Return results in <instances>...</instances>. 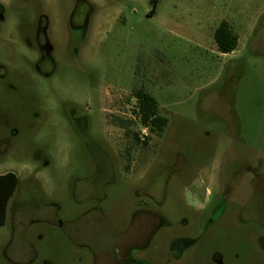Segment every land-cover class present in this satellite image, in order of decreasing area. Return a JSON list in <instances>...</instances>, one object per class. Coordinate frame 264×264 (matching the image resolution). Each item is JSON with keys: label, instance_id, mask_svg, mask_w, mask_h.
Instances as JSON below:
<instances>
[{"label": "rangeland", "instance_id": "obj_1", "mask_svg": "<svg viewBox=\"0 0 264 264\" xmlns=\"http://www.w3.org/2000/svg\"><path fill=\"white\" fill-rule=\"evenodd\" d=\"M92 1L0 0V175L19 178L0 264H114L120 249L119 264H264V0H228L244 41L206 89L196 0ZM139 86L161 133L136 114Z\"/></svg>", "mask_w": 264, "mask_h": 264}, {"label": "crops", "instance_id": "obj_2", "mask_svg": "<svg viewBox=\"0 0 264 264\" xmlns=\"http://www.w3.org/2000/svg\"><path fill=\"white\" fill-rule=\"evenodd\" d=\"M172 4V8L176 9L181 6L183 2L177 1ZM232 7L233 6H231L230 1L228 0H196L189 3V11L191 14L186 26L189 27L188 29L191 30L189 33H192L193 36V38L189 40L190 49L191 52H196L198 56L205 57L202 62H199V71H197L195 79H193L199 89H206L215 84L225 70L229 58L236 56L242 46L244 41L243 36L237 30L234 21L229 16V9H232ZM156 9L157 6L154 9L152 16L156 14ZM175 15L176 13L172 12V17L168 18V23H170L168 32L172 35L179 36V33L176 30L177 26H175ZM259 15L260 12L254 16V19H257ZM223 22L228 23L232 32L238 39L237 47L232 53H222L215 40L216 31ZM251 25L248 34H244L247 35L244 36L246 38L245 40L250 38V35L254 33L255 21ZM191 70L195 71L193 68L190 69V71ZM173 72L175 71L173 70ZM154 73L155 77H152V80L150 81L152 85H149L153 88L157 87L160 80L167 78L166 76L171 73V70L162 67L155 69ZM139 87L140 88L137 91L144 90L151 95L145 87ZM151 96L155 98L153 95ZM155 100L158 103L159 109V102L156 98Z\"/></svg>", "mask_w": 264, "mask_h": 264}, {"label": "trees", "instance_id": "obj_3", "mask_svg": "<svg viewBox=\"0 0 264 264\" xmlns=\"http://www.w3.org/2000/svg\"><path fill=\"white\" fill-rule=\"evenodd\" d=\"M154 10L151 11V15ZM216 43L222 53H232L238 44V39L232 32L227 22H223L215 34ZM137 111L141 124L152 131L163 132L168 124L165 117L160 116L158 103L144 90L135 92ZM19 178L13 172L0 175V226L6 221L7 207L10 199L18 186Z\"/></svg>", "mask_w": 264, "mask_h": 264}, {"label": "flooded vegetation", "instance_id": "obj_4", "mask_svg": "<svg viewBox=\"0 0 264 264\" xmlns=\"http://www.w3.org/2000/svg\"><path fill=\"white\" fill-rule=\"evenodd\" d=\"M94 6H95V3L92 0H77V10H80V11L81 10L83 11L85 9L90 10V13L92 14ZM90 13H85L84 17H83V19L87 22V24L89 23V20H90V15H91ZM45 50H46V48H43V50H42L41 58H40L41 62L50 61V58L43 52ZM39 70L44 76L50 75L49 73L43 72L41 70V68H39ZM259 176H261V175H259ZM259 176H257V177H259ZM5 223H6V221H5ZM113 255H111L109 258L110 262H114V264H119V263H122L128 259L129 251L128 250L123 251V249H120L118 252H115Z\"/></svg>", "mask_w": 264, "mask_h": 264}]
</instances>
